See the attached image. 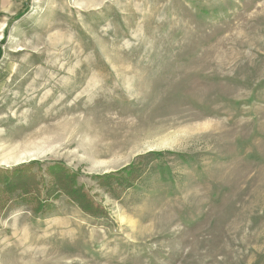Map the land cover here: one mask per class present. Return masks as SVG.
I'll list each match as a JSON object with an SVG mask.
<instances>
[{
    "label": "rangeland",
    "instance_id": "1",
    "mask_svg": "<svg viewBox=\"0 0 264 264\" xmlns=\"http://www.w3.org/2000/svg\"><path fill=\"white\" fill-rule=\"evenodd\" d=\"M31 163L0 264H264V0H0V173Z\"/></svg>",
    "mask_w": 264,
    "mask_h": 264
},
{
    "label": "trees",
    "instance_id": "2",
    "mask_svg": "<svg viewBox=\"0 0 264 264\" xmlns=\"http://www.w3.org/2000/svg\"><path fill=\"white\" fill-rule=\"evenodd\" d=\"M32 164L33 163H31L25 168L16 169L10 175L8 174L5 175L3 173H0V183L2 185L3 184L5 185V188L3 187L1 189L2 195H0V208L3 207V205L7 201L6 195L14 193L16 189H20L21 191H24V193H29L32 187L33 190L35 191L38 190L37 188L38 182L35 180V178L32 176L31 180L27 181L25 179L30 178V176H26V177L24 176L25 170L29 167H32ZM142 167L143 164H141V161L139 160L136 164H132L123 169H120L115 174H110L108 176H99L98 179L101 183H103L102 185L105 187H111V185L114 183L121 188L130 187L133 186V184L135 183V181H137V179H139L140 175H138V173L140 172ZM160 169H161V173H163L164 168H160ZM49 171L51 172V175L53 177V181H51V185H50L53 186L52 189H56L57 187L58 190H61L71 199L75 200V202H77L82 209L91 212L93 215L101 214L99 212L95 213L96 210L95 208L92 207L93 206L92 201L88 196H86L85 193H83L82 189L79 187H75L74 178L76 176L68 175V174L66 175L65 174L66 172L62 169L61 165L59 164H53L50 167ZM62 171L65 173H63ZM22 176H24L25 179ZM48 200H49V196L47 195L44 198L43 202L37 201V205L34 206V211L36 213H40L48 209L49 207Z\"/></svg>",
    "mask_w": 264,
    "mask_h": 264
}]
</instances>
